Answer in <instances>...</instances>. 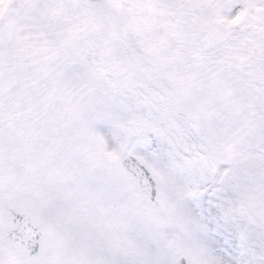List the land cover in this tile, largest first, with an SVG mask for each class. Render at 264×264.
<instances>
[{
    "label": "snow or ice",
    "instance_id": "6c2138e0",
    "mask_svg": "<svg viewBox=\"0 0 264 264\" xmlns=\"http://www.w3.org/2000/svg\"><path fill=\"white\" fill-rule=\"evenodd\" d=\"M0 264H264V0H0Z\"/></svg>",
    "mask_w": 264,
    "mask_h": 264
}]
</instances>
